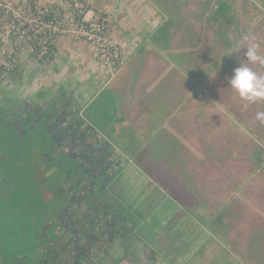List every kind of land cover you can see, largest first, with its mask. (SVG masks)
<instances>
[{
    "label": "crops",
    "instance_id": "crops-1",
    "mask_svg": "<svg viewBox=\"0 0 264 264\" xmlns=\"http://www.w3.org/2000/svg\"><path fill=\"white\" fill-rule=\"evenodd\" d=\"M29 1L44 4L53 0ZM88 1L89 7L85 18L104 16L108 21L109 34L125 47L118 68L111 74L106 73L95 60L91 46L84 42H75L72 35L67 32L55 39L49 59L37 58L28 50L21 53L17 69L20 76H23L20 71L31 70H27V64L25 67L27 59L33 57L37 60L33 62L32 73L24 75L23 87L30 85L56 87L63 82L65 89L60 92L59 97L68 100L76 108L79 116H82L97 94L103 91H107L112 101L116 102L117 107L113 115L120 118L118 123H115L114 132L107 125L113 119L102 123L104 129L94 128L90 120L86 121L117 145L121 143L120 138L124 139L128 148L133 145L131 152L124 153L135 164L136 177L139 171L145 175L144 180L149 187L147 202L154 208L160 220V225L151 223L156 236L150 248L155 258L152 264L160 260L161 264H242V262L264 264V251L260 255L255 242L250 241L252 230L245 234L233 227V218L238 217V212L233 210L226 212V219L217 222L216 231H212L200 223V215L191 212L194 211L192 208L188 209L180 204L176 206L177 209L171 208L170 203L168 207L164 206V200L157 198V193H153L156 192L154 185L150 186V178L157 176L161 179L159 171H164L163 180L171 185L173 178L167 175L169 171L162 169L163 164L166 165L168 162L170 167L193 176L189 181L191 180L195 190L199 191L197 196L205 199L207 201L205 203L211 205H208L209 207L217 208L219 203L222 205L220 209L223 210L224 206L235 199L233 194L222 192L223 188L233 186L231 180L220 178L218 168L211 163H216L213 156L217 159L218 153L215 150L217 144L210 141L202 146L203 132H206L203 130L202 116L205 118L208 116L207 122L213 127V131L224 132L222 139L227 137L228 128H233V118L232 116L227 118L222 114L214 102H209V108L202 110L206 108L203 106L202 97H206L208 93L207 89L200 88L198 83L202 75H205L200 71L202 53L205 52L187 45L190 43L186 44L184 19L169 18L168 12L173 9L166 5L156 10L148 2L137 7L134 0ZM213 1L216 5L222 0ZM244 7L242 5L241 9ZM257 7L259 12L264 11V7ZM247 9L249 10L248 7ZM194 21L195 25L201 26V20ZM249 24L250 21L247 22L248 26ZM162 35L164 37L161 38ZM244 35L242 34L243 37ZM201 37L200 44L203 41ZM220 37L224 39L223 36ZM235 40L241 41L238 37ZM221 42L229 41L224 39ZM229 48L227 47V50ZM172 52L180 57L173 62L168 60ZM217 65L215 64L214 69ZM223 123L224 127L221 128L220 125ZM131 135L138 141H145L144 147L153 150L149 149L148 154L142 157L138 155L134 146L139 142L132 143ZM196 142L199 143V148L194 146ZM146 155L149 157L146 158ZM170 155L172 161L168 157ZM231 174H234V170ZM176 186L183 187V182ZM242 186L243 183L238 187ZM248 198L243 195L237 199L250 202ZM155 200L158 204H152ZM258 218H264V214ZM257 226L255 224V228ZM218 235L222 238L217 237ZM260 237L264 241L262 234ZM184 243L187 244L186 247L179 245ZM171 247L179 250L172 254ZM212 259H216L215 263Z\"/></svg>",
    "mask_w": 264,
    "mask_h": 264
},
{
    "label": "rangeland",
    "instance_id": "rangeland-1",
    "mask_svg": "<svg viewBox=\"0 0 264 264\" xmlns=\"http://www.w3.org/2000/svg\"><path fill=\"white\" fill-rule=\"evenodd\" d=\"M124 1L125 0H121V2ZM134 1H136L135 5H137V7L148 2L150 6L154 7L156 10L158 7L166 5L169 9H173L168 12L169 18L184 19V31L187 39L186 44L190 43L187 45L196 48L198 51L203 50V52H205L202 53L200 66V71H203L205 75H202L201 81L198 83L199 87L207 89L208 93L206 97H202L203 106L206 107L202 108V110H207L209 108V102H214L218 109L220 108L222 114H225L227 118L230 116L233 118V128H228V131H226L227 137L222 139L224 132L213 131V127L211 125L209 126V122H207L208 116H206V118L202 116L204 120L203 130L206 131L203 132L204 137L202 139V146H205L210 141H214L217 144L215 146V150L218 153L217 159L213 156L216 163H211L218 168L220 178H228L231 180L233 186L231 188H223L222 192L229 195L233 194L235 198L233 202L228 203L226 207L224 206L223 210L220 209L222 205L219 203L217 208H214V206L209 207L211 205L206 204L205 202L207 201L205 199L197 196L199 191L195 190L196 188L193 186L192 181H189L193 176L187 172L178 170V168L170 167L168 162H166V165L163 164L162 169L169 171L167 175H170L173 181H171V185L166 184L163 180L165 178L163 177L165 176L164 171H159L160 173H158V175L161 174V179H158L157 176H154V178L152 177V179L150 178V186L154 185V191H156L153 193H157V198L159 197V199L164 200V206L166 205L168 207V203H170L171 208L179 206L178 204L188 209L192 208L194 211L190 210L191 212L200 215V223L208 226L212 231H216L215 227L217 222L221 221V219H226V212L229 210L238 212V217L233 218V227L237 228L240 233L245 234H248L252 230V235L248 236L250 241L255 242V247L258 248L259 254L262 255L261 252L264 251V241L260 235L262 234V236H264V218H258V216L264 214V123L256 119V113L258 111H264V102L249 103L240 99L238 94L232 89L229 79L234 75V69L239 67L241 62L248 63L254 71L260 75H264V64H260L259 62H248L244 55L246 48H242L247 44H256L258 45V53L264 56V11L259 12L257 7H264V0H232V2L234 1L237 12L233 13L235 20L233 22L231 21L230 25L228 24L220 27L218 32L219 35H224V39L229 42H221L224 39L215 35L218 26L216 22L214 23L207 20V13L205 12L206 9H213L215 7L214 12H218L216 9L220 7L224 0L222 2L218 1L216 5L213 0ZM242 5L245 6V9H241ZM167 7L165 9H167ZM247 7L249 10H246ZM227 12H230V6ZM194 20H201V26L199 24L195 25L194 22L196 21ZM248 21L251 23L249 26L247 25ZM229 27H231V29H229ZM65 28H68V26H65ZM245 30L247 31L243 33ZM242 34H245L244 36L248 39L245 40ZM162 37H164V35H162L161 38ZM200 37L203 40L202 44H200L199 41ZM236 37L241 41L236 42ZM164 39L165 38H163V41ZM73 40L75 42H80L74 38ZM227 47H230L229 50H227ZM238 47L241 48L239 52L236 51ZM25 49L27 50V48ZM175 53L182 54V52ZM170 55L171 58L168 60L171 62H173L174 59L180 58L173 52L170 53ZM31 58L32 59H27V62L25 61V67L27 64V70L31 69L30 71H20L23 76H20L18 72L8 77L0 76V83H2L1 87L6 83L16 85L17 83H22L24 75L26 73H32L33 62L37 61L35 58ZM131 59L132 57H130V61ZM17 61L19 63V59ZM214 63L218 64L215 69ZM58 86L54 87L56 88L55 92L57 96L65 89L63 82ZM27 88H29V86L25 87V89ZM46 90L47 89L41 90L38 94L39 97L44 96ZM116 107V102L114 100L112 101L110 94L107 91H103L101 94H97L92 103L83 111L84 113L82 116L80 115L79 117H82L85 122H87L86 119L90 120L91 126L94 125V128L100 129H104L102 128V123L106 122V120L113 119L112 122L107 123V125H109V129L114 132L115 123H118V119L120 118L119 116L114 117L113 115ZM115 119H117V122H115ZM220 127L223 128L224 123L221 124ZM33 132H35V134H33ZM0 133V140L5 144L3 148L6 150L5 155H3L4 158L6 157L3 162V175L6 177L0 180V243L2 244V249H9L11 247V249L15 248L17 252H28L32 254V252L37 249L35 245L37 242L31 237V234L36 230L38 223H41L42 216L47 219L50 218L49 208L53 205L52 202L54 197L52 198L53 195H51V192V194H46L47 190L45 186H40L39 183H41V181L36 182L35 177H33L34 181L31 178H24V169H20V165L11 164L8 158L15 159L20 156L23 158L21 152L23 146H25L27 142L31 145L36 144L41 149H47L48 140L44 136L39 140H26V142H24V140L16 136L15 133L13 134L10 132L9 128L4 127L0 128ZM131 136L130 141L132 143L139 142L137 145L135 144L134 147L136 148V153L141 157L144 156L149 149L151 151L153 150L152 148L144 147L145 141H138L134 136ZM31 137L36 138V131H32ZM119 140L126 152H131L133 150V145L128 148L124 139L122 140V138H120ZM191 141L195 142V140ZM2 146L1 144V147ZM194 146L199 148V143H194ZM147 157L149 156L146 155V158ZM168 157L170 161H172V155ZM37 163L38 160L34 163L25 162L24 168L26 173L31 172ZM232 170H234V174H231ZM37 173L39 172L37 171ZM138 173L136 178L135 171H130V174H134L135 181L133 186L125 188L127 196L126 206L133 203L138 197V199H140L142 197V192L149 189L144 183L145 175L140 171ZM182 182L183 187L176 186L182 184ZM241 183H243V186L238 187ZM126 184H128V182H126ZM202 189L204 190V187ZM230 191L232 192L230 193ZM243 195L249 197L248 199L251 201L243 202L237 199L241 198ZM147 200L148 198L143 201V204ZM152 200H154V197ZM152 204H158L157 200L153 201ZM177 208L178 207H176V209ZM135 209H139L138 211L140 212H146V207L140 204H137ZM154 214L156 216V213ZM39 216L41 217L39 218ZM255 224L258 225L256 228ZM154 237L153 235V239ZM217 237L222 238L220 235ZM179 245H181V247H186L187 244L184 243ZM249 246L251 245L249 244ZM178 250L179 248L171 247L170 253H177ZM236 256L238 257V254H236ZM212 261L215 263L216 259H212ZM154 264L161 263L158 261ZM242 264L247 263L242 262Z\"/></svg>",
    "mask_w": 264,
    "mask_h": 264
},
{
    "label": "flooded vegetation",
    "instance_id": "flooded-vegetation-1",
    "mask_svg": "<svg viewBox=\"0 0 264 264\" xmlns=\"http://www.w3.org/2000/svg\"><path fill=\"white\" fill-rule=\"evenodd\" d=\"M1 84L0 128H9L24 142L44 136L48 140L47 149L27 142L23 158L8 159L24 169V178L41 181L46 194L54 198L50 218L42 216L31 234L37 249L20 253L11 247L2 249L0 243V264H152L155 232L151 223L160 225V220L149 202L143 204L148 189L125 205V188L134 184L130 171L135 164L124 146L83 121L53 86L25 89L23 83ZM44 89L46 94L39 97ZM32 131L36 138L31 137ZM4 146L0 140V180L6 177ZM37 160L26 173L25 162ZM137 204L145 206L146 212L135 209Z\"/></svg>",
    "mask_w": 264,
    "mask_h": 264
},
{
    "label": "built area",
    "instance_id": "built-area-1",
    "mask_svg": "<svg viewBox=\"0 0 264 264\" xmlns=\"http://www.w3.org/2000/svg\"><path fill=\"white\" fill-rule=\"evenodd\" d=\"M88 7V0L44 4L0 0V74L8 77L18 72L17 60L27 50L37 58L47 56L55 39L67 32L91 46L102 69L113 73L122 62L125 47L109 34L104 16L85 18Z\"/></svg>",
    "mask_w": 264,
    "mask_h": 264
},
{
    "label": "clouds",
    "instance_id": "clouds-1",
    "mask_svg": "<svg viewBox=\"0 0 264 264\" xmlns=\"http://www.w3.org/2000/svg\"><path fill=\"white\" fill-rule=\"evenodd\" d=\"M242 48H246L244 55L248 62L264 64V56L258 53V45L247 44ZM240 50V47L236 49L238 52ZM229 83L240 99L249 103L264 102V75L258 74L248 63L241 62L240 66L234 69V75L229 79ZM256 119L264 123V111H258Z\"/></svg>",
    "mask_w": 264,
    "mask_h": 264
},
{
    "label": "trees",
    "instance_id": "trees-1",
    "mask_svg": "<svg viewBox=\"0 0 264 264\" xmlns=\"http://www.w3.org/2000/svg\"><path fill=\"white\" fill-rule=\"evenodd\" d=\"M229 6H230V12H227L229 9ZM215 8L206 9L205 12L207 13L206 17H207L208 21H212L214 23L216 22V24L218 26L217 31H216V35L218 37V36H221L218 34L219 28L222 27L223 25H228V24L230 25L231 21L233 22L235 20V17H233L234 16L233 13H237V12H236V9L234 6V1L232 2V0H224L221 3L220 7H218L216 9L219 13L216 11L214 12ZM229 14H231V15H229ZM229 29H231V27H229ZM222 36H224V35H222ZM52 51H53V47L50 49L48 55L44 56L43 58L49 59L52 55ZM0 76H2V75L0 74Z\"/></svg>",
    "mask_w": 264,
    "mask_h": 264
}]
</instances>
